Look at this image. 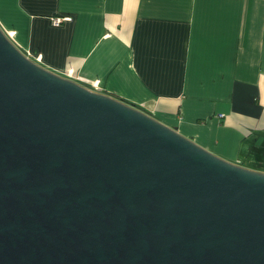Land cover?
<instances>
[{"label": "water", "instance_id": "95a60500", "mask_svg": "<svg viewBox=\"0 0 264 264\" xmlns=\"http://www.w3.org/2000/svg\"><path fill=\"white\" fill-rule=\"evenodd\" d=\"M0 264H264V172L35 63L0 27Z\"/></svg>", "mask_w": 264, "mask_h": 264}, {"label": "crops", "instance_id": "0c3cea01", "mask_svg": "<svg viewBox=\"0 0 264 264\" xmlns=\"http://www.w3.org/2000/svg\"><path fill=\"white\" fill-rule=\"evenodd\" d=\"M0 27L46 69L264 172V0H0Z\"/></svg>", "mask_w": 264, "mask_h": 264}, {"label": "built area", "instance_id": "2783aa9c", "mask_svg": "<svg viewBox=\"0 0 264 264\" xmlns=\"http://www.w3.org/2000/svg\"><path fill=\"white\" fill-rule=\"evenodd\" d=\"M68 19L67 17H53L52 18V22L54 25H59L63 20H66ZM6 35L10 38V34H7ZM29 59H31L32 61H34L35 63H38L40 62V55L37 54V55H30V54H26L24 53ZM68 78V77H67ZM93 88L91 89L92 91H96V92H99L100 91V87L98 86V82H94L93 83ZM90 89V88H89Z\"/></svg>", "mask_w": 264, "mask_h": 264}]
</instances>
